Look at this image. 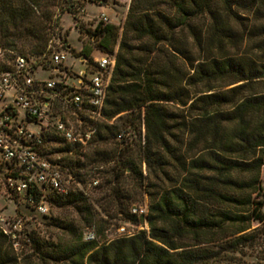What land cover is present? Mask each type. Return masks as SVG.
<instances>
[{"label":"trees","instance_id":"1","mask_svg":"<svg viewBox=\"0 0 264 264\" xmlns=\"http://www.w3.org/2000/svg\"><path fill=\"white\" fill-rule=\"evenodd\" d=\"M53 15L44 0H0V39L15 45L23 24L39 60ZM94 21L97 50L114 60L102 118L85 147L54 137L65 143L55 152L81 185L107 166L94 203L148 231L87 242L83 229L98 231L99 217L90 195L49 193L80 222L52 220L56 240L27 234L28 253L0 232V264H212L219 253L203 245L248 246L264 227V0H130L121 31ZM90 52L81 50L93 64ZM139 193L146 216L124 209Z\"/></svg>","mask_w":264,"mask_h":264},{"label":"built area","instance_id":"2","mask_svg":"<svg viewBox=\"0 0 264 264\" xmlns=\"http://www.w3.org/2000/svg\"><path fill=\"white\" fill-rule=\"evenodd\" d=\"M72 1L80 18L88 14L87 5L105 3V0ZM94 20L110 23L104 13ZM68 51L53 50L49 44L39 60L12 53L11 65L0 68V232L16 252L29 243V237L23 232V224L10 220L6 214L10 194L22 198L40 214L49 212V193L66 196L80 190L88 195L72 173L64 172L63 162L51 157L56 143L52 138L75 147H85L92 139L96 122L102 118L114 60L93 56V64H89L81 58L85 71L71 73L74 76L71 79L72 71L65 66ZM43 63L49 67L44 68ZM28 123L39 126L40 131H31ZM89 183L98 184L95 180ZM130 212L146 216L148 209L135 206ZM131 235L119 226L115 238ZM84 240H98L94 227L85 232Z\"/></svg>","mask_w":264,"mask_h":264},{"label":"rangeland","instance_id":"3","mask_svg":"<svg viewBox=\"0 0 264 264\" xmlns=\"http://www.w3.org/2000/svg\"><path fill=\"white\" fill-rule=\"evenodd\" d=\"M44 3L49 5L50 10H53V20L49 22V26L52 28V31L49 35L48 43L52 45L53 50L69 49L67 52V60L65 66H67L72 72L79 73L80 71H85V64L82 61L85 59V55L81 53L83 47L91 50L90 56L96 58H101L106 56L105 54L100 53L97 50V45L94 42L95 37V26L96 23L93 21L94 17L98 14H106L109 17L110 24H114L116 27L120 28L125 21L128 6L130 0H108L103 7H96L90 5L88 7V14L83 18L73 20L71 14L66 10L69 4L67 0H44ZM13 30V27L10 30ZM16 34V43L15 45L10 44V37L8 39H0V67H9L12 63L14 57L13 54H20L25 56L30 60H36L38 57L33 55L34 49L31 45V42L25 36L24 25L21 24L18 28ZM88 58L86 59V61ZM47 75L44 74V78ZM71 79H74V76H70ZM28 129L33 132H39L40 127L32 123L27 124ZM119 142L118 147L121 148L124 146L120 137L117 139ZM56 148H64L65 143L58 142L53 145ZM65 152L59 151L52 154V158L60 159L61 162H66L64 157ZM65 164V163H64ZM107 166H103L100 169L103 171ZM99 169V170H100ZM94 171L93 177H84L86 179V184H83L82 187L90 195V202L96 208L99 217L96 221L98 228L97 236L100 243H103L107 240L114 239L117 233V227L122 226L125 229L132 233L136 234L142 230L148 231V227L142 220H139L137 223L129 222L126 220V215L118 214L117 208H113L109 213L102 211L95 203L94 199L98 198L104 194V190H100V184L103 182V173L102 171ZM143 170L145 172V166L143 165ZM64 172H68L64 168ZM66 174V173H65ZM127 174L121 178V180L116 184L117 187H121L123 192L126 190L129 184V188H133L130 177H127ZM92 178V179H91ZM95 180L98 182L97 185L91 186L90 181ZM262 184L264 186V169L262 171ZM51 195V194H50ZM48 195L49 203V212L47 214H40L35 210H32L26 202L18 197L10 194L9 207H6V214L10 215V220H17L23 224V232L25 234H36L44 237L45 239L56 240L58 237H62L63 233L61 230L57 229L54 226V219L58 220H67L74 221L76 223L80 222V216L77 215L76 210L69 206H64L57 204L51 199V196ZM2 204V203H1ZM148 199L146 196L137 195L134 201L130 202L124 209L126 213H129L132 207L135 206H147ZM257 225V224H255ZM258 224L257 226H259ZM256 226V227H257ZM87 231V228L83 229V232ZM205 248H210L219 254L214 256L212 264H264V227H262L259 232L251 237L248 241V246L243 247L242 249L236 252H227L221 248V241H215L214 243H207L203 245ZM24 250V251H23ZM24 253H28V246L22 249ZM19 251L17 253H21Z\"/></svg>","mask_w":264,"mask_h":264}]
</instances>
